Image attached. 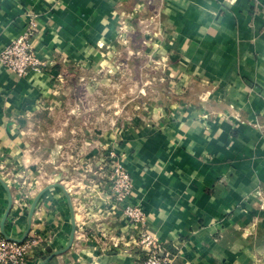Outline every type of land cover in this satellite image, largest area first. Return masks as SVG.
Here are the masks:
<instances>
[{
    "label": "crops",
    "instance_id": "crops-1",
    "mask_svg": "<svg viewBox=\"0 0 264 264\" xmlns=\"http://www.w3.org/2000/svg\"><path fill=\"white\" fill-rule=\"evenodd\" d=\"M30 19L36 55L55 64L23 76L0 64V223L8 210L5 235H39L30 263L138 264L143 231L170 264H264V0H0V50ZM134 21L159 36L169 90L148 107L151 122L102 138L124 153L138 226L108 213L97 156L87 174L72 175L69 158L99 127L69 85L81 84L82 65L108 64ZM59 71H70L64 81Z\"/></svg>",
    "mask_w": 264,
    "mask_h": 264
},
{
    "label": "rangeland",
    "instance_id": "rangeland-1",
    "mask_svg": "<svg viewBox=\"0 0 264 264\" xmlns=\"http://www.w3.org/2000/svg\"><path fill=\"white\" fill-rule=\"evenodd\" d=\"M133 23L136 26L131 38L126 35H118L117 48L108 47V53H106L109 56L108 64L99 68L82 65L81 69H78L81 84L69 85L68 90L70 92L77 91L79 93L80 91V94L83 95V107L93 109L96 112L95 119L97 126H99L96 135L81 137L83 139L80 150H75L76 152L69 157L71 160L73 159L70 168L72 175L74 172L87 174L91 171L93 167V160L91 159L93 157L96 160L98 157L96 163L98 170L106 169L109 174L110 161H107L106 158L109 151L115 153V157L111 159V165L112 160H118L125 167L124 153H122L123 156H120L121 151L118 152L114 143L111 141L104 142L103 133L133 128L134 124L139 122H151L153 120L150 116L152 111L149 108L161 105V95L169 90L164 82L168 71L165 66H161L163 65V55L158 49L157 38L159 36L153 35L154 30L151 31L150 24L147 27L149 34L146 37L141 34L142 30H146L145 22H142L144 28L137 21ZM127 27L129 25L120 31H127ZM125 38L126 42L122 44ZM145 40L148 42V51H143V47L140 49V43H144ZM163 61L167 62L168 59L164 58ZM74 71L73 69V76ZM68 72H62L63 81L66 79L64 74L68 75ZM76 87L77 89H75ZM93 150H96L98 154L90 156L89 154ZM112 172L111 169V174ZM88 206L82 203V207L79 205V208L90 215L94 213V216H98L96 211L88 209Z\"/></svg>",
    "mask_w": 264,
    "mask_h": 264
},
{
    "label": "built area",
    "instance_id": "built-area-1",
    "mask_svg": "<svg viewBox=\"0 0 264 264\" xmlns=\"http://www.w3.org/2000/svg\"><path fill=\"white\" fill-rule=\"evenodd\" d=\"M37 29L35 19H30L24 32L0 50V64L4 68L18 76H23L30 70L40 71L44 66L55 64L53 60H44L36 55L30 40ZM62 77V72H59L57 78L61 80ZM120 156L123 154L121 153ZM113 157L115 153L109 151L106 158L110 161L108 189L111 193V201H109L111 209L108 213L119 212L130 225H141L145 221L144 210L140 204L129 202L133 188L130 174L118 160H112L111 165ZM87 208L91 210L92 206ZM91 215L94 216V213ZM133 242L144 251V257L138 264H170L172 259L170 251L165 250L155 237L137 231ZM41 246V238L35 233H29L25 239L18 241L5 237L0 231V264H31V258L38 256Z\"/></svg>",
    "mask_w": 264,
    "mask_h": 264
},
{
    "label": "water",
    "instance_id": "water-1",
    "mask_svg": "<svg viewBox=\"0 0 264 264\" xmlns=\"http://www.w3.org/2000/svg\"><path fill=\"white\" fill-rule=\"evenodd\" d=\"M35 200H37V199H35ZM35 202H36V201H34V202L32 203V207H31V209H30V214H32V212H33V208H34ZM7 214H8V210H7L6 213L4 214V217H3V219H2V221H1V223H0V231H1V233H2L5 237L10 238V237H8L7 235H5V233L3 232V225H4L5 219H6V217H7ZM27 233H28V230H27L26 233L24 234V237L27 235ZM24 237H23V238H24ZM23 238L20 239V240H18V241H22ZM11 239H12V238H11ZM72 239H73V232H72L71 235H70V243H71ZM16 240H17V239H16ZM70 243H69V244H70ZM69 246H70V245H68V247H69ZM58 252H59V251H58ZM56 253H57V252H56ZM56 253L53 252L52 254H50V255L46 258V261L49 260V259H51Z\"/></svg>",
    "mask_w": 264,
    "mask_h": 264
},
{
    "label": "trees",
    "instance_id": "trees-1",
    "mask_svg": "<svg viewBox=\"0 0 264 264\" xmlns=\"http://www.w3.org/2000/svg\"><path fill=\"white\" fill-rule=\"evenodd\" d=\"M74 76L76 77L77 76V73L75 72L74 73ZM173 256V253L171 252V257Z\"/></svg>",
    "mask_w": 264,
    "mask_h": 264
}]
</instances>
